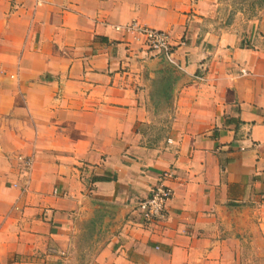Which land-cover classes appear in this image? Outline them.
<instances>
[{"label": "crops", "instance_id": "1", "mask_svg": "<svg viewBox=\"0 0 264 264\" xmlns=\"http://www.w3.org/2000/svg\"><path fill=\"white\" fill-rule=\"evenodd\" d=\"M262 262L264 0H0V264Z\"/></svg>", "mask_w": 264, "mask_h": 264}, {"label": "built area", "instance_id": "2", "mask_svg": "<svg viewBox=\"0 0 264 264\" xmlns=\"http://www.w3.org/2000/svg\"><path fill=\"white\" fill-rule=\"evenodd\" d=\"M36 2L39 3L40 0ZM114 30L138 38L153 54L166 55L171 51L172 41L167 32L142 27L136 23L116 26ZM21 162L23 173L28 175L32 168V160L25 158ZM171 178H173L171 171L164 173L159 182L150 189L148 197L137 203L136 209L143 226H152L166 221L173 191L165 184V181Z\"/></svg>", "mask_w": 264, "mask_h": 264}, {"label": "rangeland", "instance_id": "3", "mask_svg": "<svg viewBox=\"0 0 264 264\" xmlns=\"http://www.w3.org/2000/svg\"><path fill=\"white\" fill-rule=\"evenodd\" d=\"M261 264H264V262H262Z\"/></svg>", "mask_w": 264, "mask_h": 264}]
</instances>
